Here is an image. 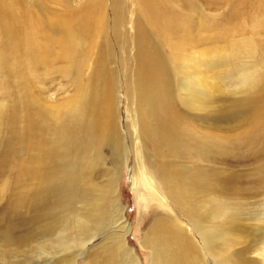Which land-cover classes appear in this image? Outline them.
<instances>
[{"label": "bare ground", "instance_id": "obj_1", "mask_svg": "<svg viewBox=\"0 0 264 264\" xmlns=\"http://www.w3.org/2000/svg\"><path fill=\"white\" fill-rule=\"evenodd\" d=\"M97 21L87 16L80 35H89ZM133 41L134 71L124 76L122 92L129 114L124 133L114 117L112 83L98 87L105 81L95 69L80 88L84 93L61 111L36 99V115L29 117L26 105L23 125L18 116L0 113V264H80V256L82 264H140L128 247L129 227L117 202L118 164L100 180L90 172L105 166L106 145L114 162L125 158L131 164V189H146L149 201L163 208L151 215L140 238L149 264H264V118H258L264 117V70L249 62L250 47L235 48L230 87L218 80L212 88L197 66L189 81L179 83L149 40ZM218 52L200 68L228 74L227 57ZM102 60L96 58L95 65ZM174 89L193 95L177 99L183 108L192 103L185 118L174 107ZM222 92L230 94L229 105L244 111L243 118L212 117L218 113L215 95ZM155 109L165 118L153 124L142 118L141 111ZM198 111L204 118H197ZM221 123L234 125L235 133L227 134ZM146 142L152 143V156L142 151ZM251 142L252 154L245 148ZM131 148L134 159L126 158ZM182 151L194 158L179 163ZM15 152L22 155L14 157ZM164 152L172 162L164 160ZM226 157L242 159L235 164L241 167L227 165ZM11 188L14 197L6 193ZM98 238L99 245L88 250Z\"/></svg>", "mask_w": 264, "mask_h": 264}, {"label": "rangeland", "instance_id": "obj_2", "mask_svg": "<svg viewBox=\"0 0 264 264\" xmlns=\"http://www.w3.org/2000/svg\"><path fill=\"white\" fill-rule=\"evenodd\" d=\"M89 15L96 16L98 21L95 22V26L92 25L89 35L81 36L78 32L82 25L81 21ZM157 22L161 24L163 31L159 30ZM263 29L264 0H0V113L18 116L19 125H23L28 113L26 105L29 106L28 116L31 118L36 115L35 107L45 100L58 106L57 110L61 111L64 107L72 105L84 93L80 88L87 84L90 71L95 69L96 74L98 71L103 73L105 81L104 84H98V87L106 86V82L112 83L114 117L118 118L120 131L124 133L122 124L128 123L129 114L122 103L123 83L131 74V69L134 71L135 36L137 39L149 40L152 43L158 55L165 60V66L175 73L179 83L189 81L192 68L197 66L199 70H204L202 77L206 79L203 80L212 81L210 86L213 88L214 85H218V80L223 81L225 87L226 85L230 87L234 75L232 73L235 72L232 68L238 59L234 56L235 48L250 47L252 58L249 62L254 64V70H264ZM9 38L14 39L11 40V44L12 47L16 45V55L13 54ZM64 45L73 51L64 50ZM81 50L86 51L88 55L83 54ZM218 51L227 57L224 62L228 65V74H220L217 68L214 70L208 67L200 68L208 66L207 59L213 52ZM98 57L103 60L95 65ZM27 60H30L28 65ZM217 62V59H213V64L216 65ZM261 62L262 65L258 66ZM263 74L261 73V76ZM204 94L206 99L208 93ZM229 95L223 92L215 95L214 108L218 113L212 114V117L235 120L243 118V110L236 111L229 105ZM180 96L186 99L193 95L173 90L174 107L178 110V117L181 115V118H185L192 103L186 106L181 101L186 106L183 108L177 100ZM19 98H23L24 103H20ZM198 102L194 101L196 105ZM143 111L142 118H148L152 124L155 118L166 116L164 113L159 114L156 109ZM154 113L158 114V117H155ZM196 113L199 114L197 118H204L201 116L204 113L200 111ZM196 113L191 114L195 116ZM258 118L264 117L258 115ZM203 125L207 127L205 123ZM224 125L221 123V128L226 127L227 134L235 133L234 125ZM233 126L235 128L232 129ZM238 138L239 136H236V144ZM255 147V142H251L245 148L252 154ZM134 148L130 149L126 158L134 159ZM142 151L152 156V143H144ZM102 152L105 166L98 165L96 172H90L95 173L100 180L106 176L105 171L115 172L116 167L113 165L118 164L119 169L115 174L116 196L123 210V221L129 227L128 247L135 252L140 264H149V255L140 248L139 242L151 215L163 208L149 201L151 194L146 189L138 188L136 192L131 189V164H128L125 158L114 162V154L108 145ZM182 152L183 158L179 159V163L186 164V161L190 162L194 158V154L187 155L186 151ZM165 153L164 160L172 162ZM21 155L20 152H15L14 157ZM226 158L227 165L230 164L232 167L243 161L232 157ZM16 169L13 168L12 171ZM6 179L12 187L13 177ZM11 189L6 193L14 197L16 191ZM97 245L99 238L89 243L88 250ZM85 253L86 251L83 253L84 256ZM79 259L81 260L79 263L82 264L83 256Z\"/></svg>", "mask_w": 264, "mask_h": 264}]
</instances>
